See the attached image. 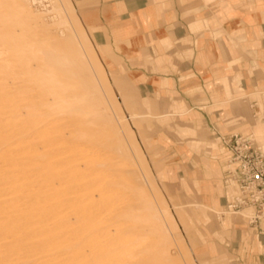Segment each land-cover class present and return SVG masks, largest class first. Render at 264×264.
I'll list each match as a JSON object with an SVG mask.
<instances>
[{
  "label": "rangeland",
  "instance_id": "1",
  "mask_svg": "<svg viewBox=\"0 0 264 264\" xmlns=\"http://www.w3.org/2000/svg\"><path fill=\"white\" fill-rule=\"evenodd\" d=\"M106 3L0 0V264H264V218L227 209L221 141L253 132L231 92L264 128V53L220 11L222 53H160L183 42ZM245 6L264 50V0Z\"/></svg>",
  "mask_w": 264,
  "mask_h": 264
},
{
  "label": "crops",
  "instance_id": "2",
  "mask_svg": "<svg viewBox=\"0 0 264 264\" xmlns=\"http://www.w3.org/2000/svg\"><path fill=\"white\" fill-rule=\"evenodd\" d=\"M230 1L231 0H107V5L103 8L121 12L119 15H122L123 21L121 22L122 25H120V28L125 29L132 25L133 30L136 31L137 27H140V29H143H141L142 31H145L146 34L149 35V41L152 33L155 35H162L174 43L183 42L178 45L177 48H164L160 53H176L178 50L179 53H216L217 47L219 49L217 53H222L221 47L217 46L220 44V40L215 39L213 35V32L216 30H214V26L217 24L218 18L216 16V11H220V13H224L226 16L220 18L221 21L217 26L220 28V24L223 25V29L230 33L232 38L228 40L231 42L241 41L244 48L247 49L248 47H252L254 53L251 54L254 55V58L260 57V55L264 53V50L257 47L255 48L258 44L256 35L261 33L262 29L260 27L263 28V25L258 29V27L249 23L248 20L251 21V19H254V15L252 13L247 14L246 12L245 2L247 0H243V9L237 10V12H235L236 14L232 15L233 18H230L231 10L236 9L232 4L230 5ZM159 11H166V14L164 15L163 13L162 17H159ZM173 11H179V16H182L184 13V20L182 19L173 23L168 21V18L174 16ZM238 14L241 15L238 16ZM260 15H262V12L257 16L258 20H261L263 17ZM143 35L144 33H140L139 38L134 35L132 40L134 42L138 39L141 40ZM253 63L258 66L255 61H253ZM225 83L227 84V86L225 85V92L228 94L229 88L232 87L231 82L229 83L227 81ZM259 85H261V83ZM239 99L240 97H237L233 92H231L229 97L227 95L226 99L227 103L232 102L231 109L236 115L235 123L237 122V129L250 128L253 132L240 131V133L256 134L255 136H258V139L264 140L262 137L264 135V128L258 123V120L250 122L243 121L241 115H243L246 109ZM262 103H264V98H262ZM238 132L239 131H236L234 133ZM225 174L226 166L224 169V177ZM227 188H229L230 198L232 196L231 192L235 187L230 185L227 186Z\"/></svg>",
  "mask_w": 264,
  "mask_h": 264
},
{
  "label": "built area",
  "instance_id": "3",
  "mask_svg": "<svg viewBox=\"0 0 264 264\" xmlns=\"http://www.w3.org/2000/svg\"><path fill=\"white\" fill-rule=\"evenodd\" d=\"M221 141L228 152L225 183L236 188L227 209L237 212L251 207L250 221L257 224L264 218V142L240 132L223 135Z\"/></svg>",
  "mask_w": 264,
  "mask_h": 264
},
{
  "label": "bare ground",
  "instance_id": "4",
  "mask_svg": "<svg viewBox=\"0 0 264 264\" xmlns=\"http://www.w3.org/2000/svg\"><path fill=\"white\" fill-rule=\"evenodd\" d=\"M263 122H264V115H263ZM254 135V134H253ZM255 136V135H254ZM263 138H264V135L262 136ZM255 138L257 139V141H259V142H264V140H260V139H258L256 136H255ZM234 186V185H233ZM235 187V186H234ZM236 189V188H235ZM246 216H248V214L247 215H245V217ZM151 221V220H150ZM146 231V230H145ZM153 232V231H152ZM145 247V246H144Z\"/></svg>",
  "mask_w": 264,
  "mask_h": 264
}]
</instances>
